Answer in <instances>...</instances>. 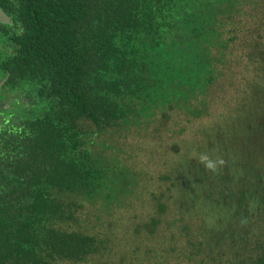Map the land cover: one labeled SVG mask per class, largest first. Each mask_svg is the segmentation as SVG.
<instances>
[{"label":"trees","instance_id":"16d2710c","mask_svg":"<svg viewBox=\"0 0 264 264\" xmlns=\"http://www.w3.org/2000/svg\"><path fill=\"white\" fill-rule=\"evenodd\" d=\"M0 9L10 18L0 23V264L81 263L100 240L64 229L82 205L63 196L103 193L110 168L92 138L174 111L199 118L192 102L222 77L229 43L261 23L264 0H0ZM212 232L208 241L222 238ZM236 245L229 264H264V239Z\"/></svg>","mask_w":264,"mask_h":264},{"label":"rangeland","instance_id":"374dc122","mask_svg":"<svg viewBox=\"0 0 264 264\" xmlns=\"http://www.w3.org/2000/svg\"><path fill=\"white\" fill-rule=\"evenodd\" d=\"M259 21L229 43L222 77L192 102L199 118L174 111L92 138L109 181L93 201L63 196L82 205L64 229L100 246L81 263L56 264H229L234 245L264 239L263 15ZM212 231L222 238L208 241Z\"/></svg>","mask_w":264,"mask_h":264},{"label":"water","instance_id":"95a60500","mask_svg":"<svg viewBox=\"0 0 264 264\" xmlns=\"http://www.w3.org/2000/svg\"><path fill=\"white\" fill-rule=\"evenodd\" d=\"M0 23L9 24L10 18L0 9Z\"/></svg>","mask_w":264,"mask_h":264},{"label":"clouds","instance_id":"9594fccd","mask_svg":"<svg viewBox=\"0 0 264 264\" xmlns=\"http://www.w3.org/2000/svg\"><path fill=\"white\" fill-rule=\"evenodd\" d=\"M208 166L211 167V164H209Z\"/></svg>","mask_w":264,"mask_h":264}]
</instances>
